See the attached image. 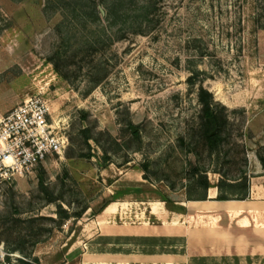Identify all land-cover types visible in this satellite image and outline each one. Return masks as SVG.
Wrapping results in <instances>:
<instances>
[{"label": "rangeland", "instance_id": "obj_1", "mask_svg": "<svg viewBox=\"0 0 264 264\" xmlns=\"http://www.w3.org/2000/svg\"><path fill=\"white\" fill-rule=\"evenodd\" d=\"M118 1L0 0V113L41 95L68 139L60 155L0 188V264L31 259L44 242L40 264H76L66 252L92 235L95 219H109L95 212L111 201L117 230L136 236L154 221L151 201L178 210L184 186L202 193L194 168L208 181L245 176L249 188L264 186V29L255 22L264 1L122 0L124 14L110 25L104 15ZM93 6L102 12L94 21ZM200 87L226 107L214 152ZM130 169L155 196L120 185ZM58 205L89 208L62 222Z\"/></svg>", "mask_w": 264, "mask_h": 264}, {"label": "crops", "instance_id": "obj_2", "mask_svg": "<svg viewBox=\"0 0 264 264\" xmlns=\"http://www.w3.org/2000/svg\"><path fill=\"white\" fill-rule=\"evenodd\" d=\"M125 177L129 182L120 183L122 187H133L145 196L156 195L138 169L128 170ZM210 179L206 199L188 200L183 195L175 200L178 210L151 201L154 221L144 222L143 230L129 238L113 224L120 213L117 205L112 214L117 203L112 201L109 211L96 214L100 219L109 213V219L105 223L95 219L92 235L73 242L77 251L69 255L68 249L67 263L75 259L76 264H264V186L253 184L243 200H217L216 179ZM43 244L34 248L40 261Z\"/></svg>", "mask_w": 264, "mask_h": 264}, {"label": "built area", "instance_id": "obj_3", "mask_svg": "<svg viewBox=\"0 0 264 264\" xmlns=\"http://www.w3.org/2000/svg\"><path fill=\"white\" fill-rule=\"evenodd\" d=\"M67 142L48 101L41 95L0 113V188L6 182L31 175L40 163L60 155Z\"/></svg>", "mask_w": 264, "mask_h": 264}, {"label": "trees", "instance_id": "obj_4", "mask_svg": "<svg viewBox=\"0 0 264 264\" xmlns=\"http://www.w3.org/2000/svg\"><path fill=\"white\" fill-rule=\"evenodd\" d=\"M264 1V0H263ZM125 6L122 4V0H119L117 3H112L108 10L106 11V14L104 17L108 21L110 25H115L119 18L123 16L124 13H121L122 7ZM145 6V5H144ZM143 6V7H144ZM142 7V8H143ZM144 9H147V5L144 7ZM261 13L256 14L255 22L258 27L264 29V2L260 4ZM125 10V9H124ZM148 13V11H145ZM144 12V14H146ZM102 12L98 9H96L94 6L92 7L91 12L89 13V16H92L94 19H99ZM140 13H136L135 15L138 16ZM148 14H146L147 16ZM144 22V21H143ZM191 83H194V78L191 77ZM198 99L201 104V108L199 111L200 119H201V126L203 128L205 137H206V143L211 152L217 151L219 146L221 145L223 141L222 133L226 127L227 119L225 114L226 107L222 104H216L213 101L212 94L207 89L200 87L198 90ZM87 129H83V132H87ZM132 133L134 135H138V130H132ZM94 139L93 137L86 136V139ZM95 140V139H94ZM195 175H197V179L195 182V188L201 189V194L197 196H193L190 194L189 187L184 186L186 189L187 199H199L204 200L206 199V191L210 186V182L208 181L206 177V172L203 170L199 174L200 170L198 168H194ZM146 179L147 177L144 175L143 177ZM172 189H174L173 186H170ZM216 187L218 189V194L216 196L217 200H230V199H246L249 196V182L247 177L242 176L237 179H233L232 181L229 179H226L225 177H221V179L218 180L216 183ZM238 191L239 194L231 195V192ZM112 202V201H111ZM109 202L106 206H109ZM105 206V205H104ZM89 207H86L83 209L82 212L71 214L66 209L62 207V205H58V208L56 210V215L59 218L60 221L65 222L66 220L70 219H79L81 218L82 214L88 209ZM103 211V207L95 212L96 214ZM52 220H55L53 217H51ZM6 260L10 263V256H6ZM15 264H40L38 257L34 256L31 259L27 257H19L16 259Z\"/></svg>", "mask_w": 264, "mask_h": 264}, {"label": "bare ground", "instance_id": "obj_5", "mask_svg": "<svg viewBox=\"0 0 264 264\" xmlns=\"http://www.w3.org/2000/svg\"><path fill=\"white\" fill-rule=\"evenodd\" d=\"M74 248V247H73ZM73 248L70 250V253L73 252ZM44 252V251H43Z\"/></svg>", "mask_w": 264, "mask_h": 264}, {"label": "water", "instance_id": "obj_6", "mask_svg": "<svg viewBox=\"0 0 264 264\" xmlns=\"http://www.w3.org/2000/svg\"><path fill=\"white\" fill-rule=\"evenodd\" d=\"M135 130V129H134Z\"/></svg>", "mask_w": 264, "mask_h": 264}]
</instances>
